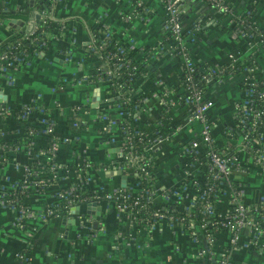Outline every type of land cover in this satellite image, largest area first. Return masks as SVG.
Instances as JSON below:
<instances>
[{
    "label": "crops",
    "instance_id": "1",
    "mask_svg": "<svg viewBox=\"0 0 264 264\" xmlns=\"http://www.w3.org/2000/svg\"><path fill=\"white\" fill-rule=\"evenodd\" d=\"M225 1L239 13L254 10L255 22L264 29V0ZM180 2L185 32L193 35L187 43L191 59L212 67L234 60L243 67L233 76L210 82L207 92L212 101L213 141L219 147H234L240 141L235 107L242 97L239 83L248 71L252 72L250 79H264V53L233 35L226 27L228 18L204 0ZM25 4L33 5L35 22L41 20L39 15L49 14L60 28L29 61L0 72V107H13L10 113L0 110V186L19 181L25 168L32 167L30 174L37 184L23 204L37 213L59 202L58 193L76 183L81 158L89 162L85 189L110 193L122 186V176L124 183L128 181L117 165L121 159L118 96L110 94L107 80L93 77L104 66L87 47L91 33L104 27L117 43L129 47L135 60L143 56L140 47L153 53L146 61L149 70L135 82L140 95L138 117L143 130L159 139L155 144L153 205H172L171 192L182 184L185 167L191 164L193 180L202 178L203 169L184 148L198 125L188 121L183 106L166 109L160 103L164 89L180 85L183 71V59L168 52L172 39L161 1L143 0L135 13L130 0H0V8L8 10ZM129 13L131 17L124 19L123 14ZM20 21L0 22V45L20 31ZM158 45L164 49L158 50ZM94 95L99 96L97 105ZM33 101L42 111L17 117L13 110ZM43 119L51 121L49 130ZM28 126H33V131L29 132ZM5 140L18 144L5 147ZM56 140L52 172L44 167L48 156L41 151ZM260 141L264 144V128ZM239 158L245 169L233 174L234 183L241 189V200L256 205L264 201V172L245 151L239 152ZM193 185L194 181L187 196L194 193ZM232 189L226 186L219 195L214 204L216 214L231 208ZM98 204L100 214L79 204L49 217L25 216L19 223L14 209L0 205V264H201L196 252L207 245L200 237L195 241L187 232L172 231L164 219L153 230L140 228L129 213H118L110 199L102 198ZM261 227L260 234L243 227L234 245L229 243L230 230H219L212 248L220 255L230 247L234 264H264V223Z\"/></svg>",
    "mask_w": 264,
    "mask_h": 264
},
{
    "label": "built area",
    "instance_id": "2",
    "mask_svg": "<svg viewBox=\"0 0 264 264\" xmlns=\"http://www.w3.org/2000/svg\"><path fill=\"white\" fill-rule=\"evenodd\" d=\"M51 3H56L60 0H50ZM133 4V12H138V8L143 5V0H130ZM162 3L163 11L166 16L165 27L167 32L171 35L172 42L169 44V55L179 56L183 59V70L185 71V78L189 82L186 85L189 96H171L169 88L164 89L160 96V103L166 109L174 106H183L188 114L187 119L191 123L198 125L197 133L184 144V148L189 151L195 159H198L203 169V176L199 180H193L190 172V165L185 167L183 171L182 184L172 190L171 194L175 201L172 205L163 207H157L153 205L152 194L156 182L155 174V144L159 140L154 135H149L140 126L138 111H136L132 117L131 123L126 121L125 117L131 115L129 107H122L119 103L117 105L121 112V121L125 122L123 128H119V132L123 131L124 135L121 136L118 149L121 154V159L117 163L119 169L128 177V181L123 186L110 193L93 192L91 195L84 194L85 182L88 180V176L85 173L89 162L81 158V175H78V180L75 184L71 185L68 189H64L58 193L60 199H66L67 195L71 193L70 200L67 201L68 211L71 207H75L79 204H87L91 201L97 203L102 198H108L114 203V207L118 213L127 212L132 219L139 224L140 228H148L153 230L159 225L161 220L167 221L172 231H183L191 235L196 241L199 237L201 241H206L207 246H202L197 250L196 255L199 257L201 264H204L206 259L218 260V264H234L231 258L230 247L224 249L222 253L217 255L213 250L214 235L223 229L230 230L229 243L231 245L236 244L239 232L243 227L254 230L257 234H260L263 229L261 225L264 223V201L248 206L241 200V189L235 185L233 174L236 171H242L244 164L239 158V152L245 151L249 157H251L257 163L261 171L264 172V144L261 143V131L264 128V79L252 80L249 78L251 71H248L246 78L242 79V83L248 85L241 88L242 97L236 101V114H237V131L240 138L239 145L234 146L232 152L227 154L230 146L219 147L212 138V126L213 120L210 117L209 109L212 104L208 94L203 89L193 82L192 72L195 69L194 65L197 63L191 59L189 51L187 49L188 40H192L193 35L190 32H185L183 19L181 14L183 12L182 4L180 0H160ZM209 5L213 6L221 15L228 18V26L234 27L238 20L240 22L245 21L239 12H236L232 5L225 0H204ZM4 8V7H2ZM42 22L49 21V14L39 15ZM131 17L129 14H123L124 19ZM4 19L0 16V22ZM18 19V18H15ZM55 21V20H53ZM35 22L32 16L25 22V33L19 35L16 33L10 40L0 45V72H7L10 68H14L21 63L29 61L33 54H37L39 49L35 42L40 41L41 45L46 47L48 41L43 40L41 37L42 30H39V24ZM255 21H250L246 27L240 26L231 32L233 35L246 39L250 45L257 49L259 52L264 53V29L261 31ZM108 29L101 27L98 30H94L88 41L87 47L93 55L100 58L105 67L108 77L107 81L109 86L112 85L115 90L114 93L109 89L112 96H122L128 94L129 97H136L138 89L133 83L134 89L129 91L127 89L120 90L121 84L117 85L111 80V76L120 73L122 67H127L128 64L124 63L117 52L108 51L102 53V49L106 46V43L110 37ZM28 39L29 44L23 45V40ZM158 50L164 49L162 45L156 46ZM119 52L123 53L124 48L119 46ZM141 55L144 52L149 51V48L140 47ZM88 51V52H89ZM236 62L233 60L229 64L230 69L235 67ZM226 65L210 66L209 68H201L202 75L208 82H219L226 77L233 76L237 71L229 70ZM132 65L130 69H133ZM252 69L251 67L249 70ZM147 72H144L146 74ZM142 75V76H143ZM254 87H258L255 90ZM258 95L257 102L251 95L254 93ZM123 98V102H128V98ZM182 98V102H180ZM140 98L135 99V105L139 107ZM13 107L4 105L0 107L3 113H10ZM42 106L37 102H31L26 105L17 106L13 111L17 117L25 118V116L32 110L42 111ZM139 109V108H138ZM250 119V124L248 120ZM48 120L43 119V123L46 124V129H50ZM28 131H33V127L29 126ZM146 138V141L142 144V151L139 150L137 141L142 142ZM59 141H52L49 144L48 149L41 151V154H46L47 162L44 164L48 166L51 171H55L56 163L54 161V150ZM34 156V154H33ZM25 176L19 181L9 185H1L0 191H13L14 187L20 184L21 188L32 187L37 182L34 179L32 173V167L25 168ZM145 181L149 182L145 185ZM194 181V193L187 196V191L190 189L189 185ZM151 185L153 188H151ZM232 187V206L225 213L216 214L214 212L213 200H210V194L216 190H222L226 187ZM217 192V199L219 197ZM217 201V200H216ZM215 202V200H214ZM0 205L8 206L17 212V222L25 216H42L49 217L54 211L51 205H46L34 212L27 209L23 203H19L17 200L9 198L0 200ZM232 208L234 211H232ZM260 209L259 219L251 217V211ZM182 210V211H181ZM200 214V220L196 221L194 215ZM222 216L225 220H215V217ZM213 219L211 225L206 224V218ZM222 228H218V227Z\"/></svg>",
    "mask_w": 264,
    "mask_h": 264
},
{
    "label": "trees",
    "instance_id": "3",
    "mask_svg": "<svg viewBox=\"0 0 264 264\" xmlns=\"http://www.w3.org/2000/svg\"><path fill=\"white\" fill-rule=\"evenodd\" d=\"M33 8H34L33 5H28V4H25L22 7L19 6V8L17 10H8L5 8H0V16L2 18H9V19L18 18V19L22 20L23 25H22L20 31L18 32L19 35H22L25 33L24 24L32 16ZM233 9H234V7H233ZM240 14H241L242 18H245V21L240 22V20H238V23L234 27H231V29L229 28L228 23H227L226 27L228 26V29L230 32H233V30H235L237 28V26L238 27H240V26L246 27L248 22L255 21V11L252 9L248 10V11L240 12ZM181 18H182V14H181ZM37 24H39V27H40L39 30H37V32H40V30H42V33H41L42 36L41 37L43 38V40H46L48 42H50L54 38L55 33L60 28V24L57 21H53L51 19L49 21H45V22H42V20H40V21H38ZM98 29L99 28H96V30H98ZM260 30L263 31L262 29H260ZM29 43L30 42L28 39L23 40V45H28ZM35 44L39 49H43V47H44L41 45L40 41H36ZM119 46L124 48L123 53L119 52V49H118ZM129 50H130L129 47H127L123 44L117 43L111 36L109 37V39L106 43V46L101 50L102 53H104V54L107 53L108 51L117 52L121 57H123L122 60L124 61V63L128 64L127 67H122V71L120 73H116V74L111 76L112 81H114L117 85L121 84V88H120L121 91L123 89H127L129 91H132L134 89V87L132 86L134 81L139 80L142 77L143 73L147 72L149 70V67H148L146 61L153 54L149 50V51L144 52V55L142 56L141 60H135ZM89 53L91 55H93L92 52L89 51ZM132 65L134 66V68L130 69V67ZM194 67H195V69L192 72L191 82H193L197 86L201 87L203 89V91H205L207 93L208 88L210 86V82L209 81L207 82L205 80V78L203 77V75H202L203 71L201 68H209L210 65H208L204 62H197V63H195ZM226 67L231 71H237V73L239 71H242V68H243L238 62L235 64V67L233 69H230L229 65H226ZM93 77L96 79H97V77H99L103 80H107L109 76H107L105 67H103L102 69L101 68L98 69V71L96 73H94ZM188 83L189 82L185 78V71L183 70L181 73L180 85L177 87L169 88V90L171 91L170 95L171 96H180V95L189 96L188 89L186 88V85ZM239 84H240V88H244V87L248 86L246 84H243L242 82H240ZM254 88H255V90H258V87H254ZM109 89L114 93L115 90L113 89L112 85L109 86ZM125 97L126 98L129 97L128 94H124L120 97H117L116 102L119 103L122 107H129V111L131 112V115H129L128 117H125V118H126L127 122L131 123V120H132L134 113L139 110L138 109L139 107L135 105V99L140 98V95L138 94L136 97H129L127 99L128 102L124 103L123 98H125ZM251 97L254 100H256V102H257L258 95L255 94V91L251 95ZM180 102H182V98H180ZM49 122H51V121L48 120L47 123H49ZM123 124H125V122L121 121V119H119L117 121V125L120 129L123 128ZM248 124H250V119L248 120ZM31 127H33V126H31ZM120 135L121 136L124 135L123 131L120 133ZM145 141H146V138H144L142 142L137 141L138 148L140 151H142L141 146ZM3 143H4L5 147H9V148L14 147L16 144H18L17 142H13L10 140H5ZM233 148H234L233 146H230V149L228 150L227 154H230L232 152ZM44 167H46V166H44ZM148 183L149 182L145 181L146 186L148 185ZM151 188H153L152 185H151ZM31 190H32L31 187L21 188L20 184H18L14 187L13 191H5V192L0 191V200H4V199L6 200L9 198H12V199L17 200L19 203H23L24 198L31 192ZM217 192L219 194H221L223 191L218 190ZM217 192L215 190L214 192H212L210 194L209 199L213 200V204L217 200V196H216ZM92 193H93V191H90L89 189H84V194L91 195ZM71 197L72 196L70 193L67 195L66 199H61L59 202H57L55 204H51L52 209L54 211L51 215H53L54 213H56L58 211H64L67 208V201L70 200ZM214 200H215V202H214ZM232 211H234L233 208H232ZM259 212H260V209H256L255 211H251V217H253L255 219H259ZM199 216H200V214L194 215V217L196 218V221L200 220ZM216 219L217 220H225V219H223L222 216L215 217V220ZM205 221H206V224L208 226H210L213 219L210 217H207ZM218 228H222V227L219 226ZM204 264H218V260L212 261V260L206 259L204 261Z\"/></svg>",
    "mask_w": 264,
    "mask_h": 264
},
{
    "label": "water",
    "instance_id": "4",
    "mask_svg": "<svg viewBox=\"0 0 264 264\" xmlns=\"http://www.w3.org/2000/svg\"><path fill=\"white\" fill-rule=\"evenodd\" d=\"M37 16H38V14H36V18H37ZM11 21L16 22V23H21L20 20L15 19V18L11 19ZM98 99H99L98 95L93 96V100L95 102L94 105H97ZM124 181H125V177L122 176V186L124 185ZM86 206H87V210L89 212H92V213L95 212L96 214H100V212H101L100 211V205L96 201H91V202L87 203Z\"/></svg>",
    "mask_w": 264,
    "mask_h": 264
}]
</instances>
